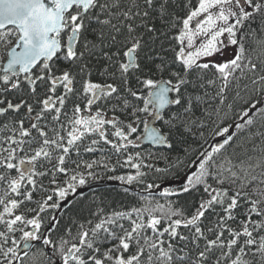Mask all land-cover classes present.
<instances>
[{"label": "snow or ice", "instance_id": "snow-or-ice-1", "mask_svg": "<svg viewBox=\"0 0 264 264\" xmlns=\"http://www.w3.org/2000/svg\"><path fill=\"white\" fill-rule=\"evenodd\" d=\"M257 48L264 0H0V264H264ZM97 168L137 204L65 216Z\"/></svg>", "mask_w": 264, "mask_h": 264}, {"label": "trees", "instance_id": "trees-1", "mask_svg": "<svg viewBox=\"0 0 264 264\" xmlns=\"http://www.w3.org/2000/svg\"><path fill=\"white\" fill-rule=\"evenodd\" d=\"M253 56L254 57H258L259 59L264 60V49H260L257 48L255 52H253ZM144 147L147 146H142V149ZM99 153L89 156L86 155L85 159H97L99 157ZM117 159V157L113 156L112 157V161L115 162V160ZM157 166L162 167L163 166V161H159L157 162ZM98 173V177L96 179H89V182L86 184H90L92 182H96V181H101V180H110V181H117L119 182V185L114 186V187H107V188H103V189H97V190H93L87 194L84 195H79L74 197L71 202L68 204V206L66 208H62L60 211L65 215H81V216H85L87 215L88 209L94 208L96 204H100L101 202L104 205H109L111 207L114 208H121V207H126V206H131L134 204H137V197H135L134 193L137 190L142 191V187L141 186H137V185H126L124 182L115 179V177L123 175L126 173V169H122V168H117L115 171H112L111 168H109L108 170H105L103 168H97L95 170ZM151 180V177L149 178V182ZM45 184L47 183V180L44 181ZM157 183H159V181H157ZM84 185V186H86ZM82 186V187H84ZM80 187V188H82ZM78 188V189H80ZM128 188L129 192L125 193L124 189ZM77 189V190H78ZM162 190V189H160ZM157 189H153L152 191L154 192V194H156L157 199H161L162 202V198L159 197V191ZM74 193L70 194L69 197L73 196ZM185 200H188L187 197H182L181 198V203H183ZM74 205V207H73ZM38 249H42V251L47 252V249L42 248V246L40 244H37L35 246V248L32 250V253L35 250ZM30 253V255L32 254ZM50 254V253H49ZM38 259V260H37ZM31 258L30 260L26 261V264H44V261L42 258ZM56 258L53 257V260H55Z\"/></svg>", "mask_w": 264, "mask_h": 264}, {"label": "water", "instance_id": "water-1", "mask_svg": "<svg viewBox=\"0 0 264 264\" xmlns=\"http://www.w3.org/2000/svg\"><path fill=\"white\" fill-rule=\"evenodd\" d=\"M144 146H147V145H144ZM117 185H119V182L110 181V180H101V181L92 182V183L78 189L77 192L73 194V196L68 197L67 206L71 202V200L76 196L87 194L93 190L103 189V188H107V187H114ZM66 207H62V208H66Z\"/></svg>", "mask_w": 264, "mask_h": 264}, {"label": "rangeland", "instance_id": "rangeland-1", "mask_svg": "<svg viewBox=\"0 0 264 264\" xmlns=\"http://www.w3.org/2000/svg\"><path fill=\"white\" fill-rule=\"evenodd\" d=\"M39 250H41L42 251V249H39ZM33 253H36V255L35 256H33L32 254L30 255V257L31 258H34V259H37V258H39L40 256H39V252H37V250H35ZM38 260V259H37Z\"/></svg>", "mask_w": 264, "mask_h": 264}, {"label": "flooded vegetation", "instance_id": "flooded-vegetation-1", "mask_svg": "<svg viewBox=\"0 0 264 264\" xmlns=\"http://www.w3.org/2000/svg\"><path fill=\"white\" fill-rule=\"evenodd\" d=\"M37 244H39V243H37ZM37 244H36V245H37Z\"/></svg>", "mask_w": 264, "mask_h": 264}]
</instances>
